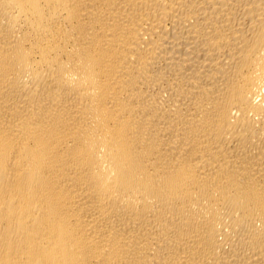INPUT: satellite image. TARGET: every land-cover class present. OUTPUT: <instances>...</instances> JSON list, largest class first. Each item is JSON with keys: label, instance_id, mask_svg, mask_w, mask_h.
Masks as SVG:
<instances>
[{"label": "bare ground", "instance_id": "6f19581e", "mask_svg": "<svg viewBox=\"0 0 264 264\" xmlns=\"http://www.w3.org/2000/svg\"><path fill=\"white\" fill-rule=\"evenodd\" d=\"M0 264H264V0H0Z\"/></svg>", "mask_w": 264, "mask_h": 264}]
</instances>
